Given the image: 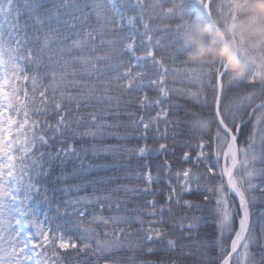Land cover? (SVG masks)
Instances as JSON below:
<instances>
[{"label": "snow or ice", "instance_id": "obj_1", "mask_svg": "<svg viewBox=\"0 0 264 264\" xmlns=\"http://www.w3.org/2000/svg\"><path fill=\"white\" fill-rule=\"evenodd\" d=\"M254 2L0 0V264H264Z\"/></svg>", "mask_w": 264, "mask_h": 264}, {"label": "trees", "instance_id": "obj_2", "mask_svg": "<svg viewBox=\"0 0 264 264\" xmlns=\"http://www.w3.org/2000/svg\"><path fill=\"white\" fill-rule=\"evenodd\" d=\"M245 3L248 2V0H244ZM255 2L251 5V7L249 8V12L252 16H256V15H260V16H264V14L259 13L256 8H255ZM207 28V31L205 32L204 29ZM246 28V32L245 34L247 35L248 39L251 42H255L256 38L260 35H264V26L261 27H251V26H245ZM201 35L202 37L205 38V44H204V48L207 49L208 51V55L211 56L212 59H215V53L213 52V48L215 47V45L213 44V35H212V29L209 25H202L201 26ZM216 37L218 38L219 36L217 34H215ZM240 62V61H239ZM241 63V62H240ZM254 63V61H253ZM243 74V73H242ZM237 75L236 73H233V75L236 78H239L240 75ZM153 159H155V157H153Z\"/></svg>", "mask_w": 264, "mask_h": 264}, {"label": "clouds", "instance_id": "obj_3", "mask_svg": "<svg viewBox=\"0 0 264 264\" xmlns=\"http://www.w3.org/2000/svg\"><path fill=\"white\" fill-rule=\"evenodd\" d=\"M255 8L259 13L264 14V0H256ZM204 31L206 32L207 28H205ZM204 51L205 49L203 47H199L197 49L198 55L195 58H199V54L203 53ZM189 58L191 59L193 57ZM215 59L225 60L229 65V71L236 73L237 75L243 73V65L237 59L236 54L229 50L227 45L219 47L218 51L215 53Z\"/></svg>", "mask_w": 264, "mask_h": 264}, {"label": "water", "instance_id": "obj_4", "mask_svg": "<svg viewBox=\"0 0 264 264\" xmlns=\"http://www.w3.org/2000/svg\"><path fill=\"white\" fill-rule=\"evenodd\" d=\"M219 35V33H217Z\"/></svg>", "mask_w": 264, "mask_h": 264}]
</instances>
